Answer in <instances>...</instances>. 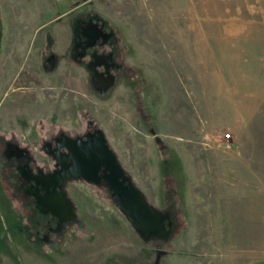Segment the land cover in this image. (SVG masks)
Masks as SVG:
<instances>
[{
    "label": "rangeland",
    "instance_id": "374dc122",
    "mask_svg": "<svg viewBox=\"0 0 264 264\" xmlns=\"http://www.w3.org/2000/svg\"><path fill=\"white\" fill-rule=\"evenodd\" d=\"M74 5L66 71L46 36L1 35L2 17L28 28ZM3 52L0 140L25 150L2 156L49 170L59 207L0 167V264H264V0H0ZM61 133L54 172L41 145ZM92 141L99 168L80 158Z\"/></svg>",
    "mask_w": 264,
    "mask_h": 264
},
{
    "label": "flooded vegetation",
    "instance_id": "af4514ba",
    "mask_svg": "<svg viewBox=\"0 0 264 264\" xmlns=\"http://www.w3.org/2000/svg\"><path fill=\"white\" fill-rule=\"evenodd\" d=\"M63 134L64 133H61V138L60 137L57 138V139L53 138V140H52L53 144H51L50 140L48 139V140H44L43 142H45V143H43V145H41V149L43 150V149H45L44 148L45 147L44 144H47L50 152L52 154H54V156L56 158V161H55L56 165L54 167V172H56L60 167L65 166L68 163V159H65L66 158L65 157V153L66 152L64 151V149H63L64 147L63 146H65L66 143H68V142L70 143L71 142L70 140H72V139H67ZM3 140H0V156H1V160H0V165L1 166L0 167H2V166H10V165L12 166L14 164L17 167V170H19V168H21L20 170H21V172H23L24 176L19 171V173L17 172L14 177H16V179H17L18 175H19L21 178H24V180L26 179V182L29 183V185H32V183H33L31 181V179L37 178V181L42 184L41 190L38 193L33 191V192L28 193V194L33 196V198H35V199H39V201L41 200V203H40V208H42V209H40V210H42L41 212L45 213V212H48L49 210H51L53 208L54 209L58 208L59 207L58 201H56L55 197L50 195V192H51L50 191V187H49L50 179L48 178V175L50 174V171L47 170V172H45V174L47 175L46 177L43 174L40 177H34V175L31 174V171L33 169H35V168H36L35 170L41 171V168L38 167L39 165L38 166L35 165L33 156L32 155L31 156L28 155V153L26 155H24V154H20L19 155L18 153H17V155L16 154H11V155L8 154L7 158L4 155L2 156V153L5 151L7 142H10L13 147L15 146V148H19L21 150H25L24 148H20L19 139H17L16 137L12 138V139H7V140H4V141ZM72 141H74V140H72ZM94 141L98 142L96 139ZM94 141L86 144L85 145L86 147H85L84 151L88 152V156L90 158L92 156V159L93 158H97V160H98L100 158L96 157V156L99 153L97 155H96V153L99 152L100 148L98 147V145H94ZM71 144H72V142H71ZM7 152L11 153V150L9 149V150H7ZM82 153L80 155V158L82 156ZM3 161H6L5 165H3ZM33 163L35 165V168H34ZM89 165H90L89 169H87V166L85 167V164H83V166L85 167L84 168L85 174H86V176H93L94 175L93 174V171H94L93 170V166L91 164H89ZM77 168H78V165H77ZM80 171H82V170L80 169ZM98 173H99L98 175L102 176V168L100 169V171ZM112 174H114V173L112 172ZM112 174L108 177V178H110V183H111V185L113 187L119 188L121 185L120 184L119 185L116 184L118 180L114 179L115 176L112 175ZM101 182H102V179H101L100 183ZM55 190H56V188H55ZM45 194H46V198H43L42 196L45 195ZM40 196H41V199H40Z\"/></svg>",
    "mask_w": 264,
    "mask_h": 264
},
{
    "label": "crops",
    "instance_id": "0c3cea01",
    "mask_svg": "<svg viewBox=\"0 0 264 264\" xmlns=\"http://www.w3.org/2000/svg\"><path fill=\"white\" fill-rule=\"evenodd\" d=\"M34 6V5H33ZM81 5L73 6L66 12L57 15L54 18H48L46 22L36 23L34 21L26 22L24 26L27 25L28 28L23 27V24L19 20H13L11 17L1 18V35L4 40L9 39V36L14 37L18 42L21 40H34L38 38H46L52 41V46L49 53H52L55 57H60L59 64L61 66L55 68L54 70L60 72L61 70L66 71V58L67 54L70 52V41L75 39H81V33L78 31L79 36L74 35L71 30L77 24L80 25L82 21ZM40 7V6H38ZM52 19V20H51ZM43 26L42 33L39 31V27ZM38 34V36H37ZM41 34V35H40ZM43 34V35H42ZM37 38V39H38ZM62 41H65L62 44ZM16 46H19L18 44ZM4 52L2 53L0 67L4 66ZM7 62V61H6ZM10 62V60H9ZM8 62V63H9ZM68 62L72 65H76L75 60ZM8 66V64H6ZM2 68V67H1ZM49 69V68H48ZM72 173V172H70ZM77 173H73L75 175ZM49 180V179H48Z\"/></svg>",
    "mask_w": 264,
    "mask_h": 264
},
{
    "label": "water",
    "instance_id": "95a60500",
    "mask_svg": "<svg viewBox=\"0 0 264 264\" xmlns=\"http://www.w3.org/2000/svg\"><path fill=\"white\" fill-rule=\"evenodd\" d=\"M104 148L106 149V147L104 146ZM88 156V152H86V151H84L83 153H82V156ZM111 158V157H110ZM111 162H112V164H113V167L114 166H116L115 164V161L113 160V158H111ZM82 164H85V167L87 166V165H89L87 162H82ZM102 164H104V162H102V161H98V163H97V168H99ZM85 167H83V168H85ZM98 170V169H97ZM97 170H95L94 169V172H93V174L97 177ZM86 176V175H85ZM105 178V177H104ZM127 188H130V187H127ZM130 191H132V189H129ZM137 197V196H136Z\"/></svg>",
    "mask_w": 264,
    "mask_h": 264
},
{
    "label": "bare ground",
    "instance_id": "6f19581e",
    "mask_svg": "<svg viewBox=\"0 0 264 264\" xmlns=\"http://www.w3.org/2000/svg\"><path fill=\"white\" fill-rule=\"evenodd\" d=\"M89 166H90V165H87V169H89ZM93 172H94V171H93ZM113 173H114V174H112V175L115 176V173H117V172L114 171ZM114 176H113V177H114ZM114 179H116V177H114ZM116 184L119 185V182L117 181ZM120 187H121V186H120ZM120 187H119V188H120ZM129 189H130V188H127V187H125V188H124V187H121L119 190H122V191H125V190H126V191H128ZM126 191H125V192H126ZM123 193H124V192H123ZM144 223H145V222H144ZM141 225H142V224H141ZM143 225H144V224H143ZM142 227H143V226H142Z\"/></svg>",
    "mask_w": 264,
    "mask_h": 264
},
{
    "label": "trees",
    "instance_id": "16d2710c",
    "mask_svg": "<svg viewBox=\"0 0 264 264\" xmlns=\"http://www.w3.org/2000/svg\"><path fill=\"white\" fill-rule=\"evenodd\" d=\"M5 167L6 166H3L2 170H1L2 174H4V172L6 173V171H7V169ZM5 178H6V175H5Z\"/></svg>",
    "mask_w": 264,
    "mask_h": 264
}]
</instances>
